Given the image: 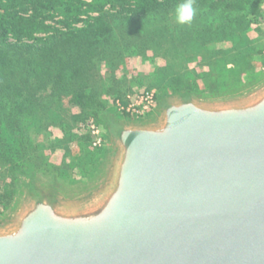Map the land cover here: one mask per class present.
I'll list each match as a JSON object with an SVG mask.
<instances>
[{"label": "water", "instance_id": "water-1", "mask_svg": "<svg viewBox=\"0 0 264 264\" xmlns=\"http://www.w3.org/2000/svg\"><path fill=\"white\" fill-rule=\"evenodd\" d=\"M112 136L105 187L76 204L31 187L0 264H264V88L182 96Z\"/></svg>", "mask_w": 264, "mask_h": 264}, {"label": "rangeland", "instance_id": "rangeland-1", "mask_svg": "<svg viewBox=\"0 0 264 264\" xmlns=\"http://www.w3.org/2000/svg\"><path fill=\"white\" fill-rule=\"evenodd\" d=\"M200 12L196 10L191 23L199 20ZM214 19L225 20V13H217ZM109 24L108 41L95 60L87 106L65 99L21 109L7 96H0V229L21 212L31 187L55 192L67 204L100 192L113 164L116 125L154 122L164 102L182 96L224 104L264 88V5L249 29L206 43L200 36L189 40L188 24L176 22L175 10L135 23L111 18ZM164 30L176 41L157 40ZM186 30L182 36L186 42L178 47V33ZM175 77L180 78L179 84L173 83ZM184 85L192 89L187 91ZM145 91L155 94L157 106L143 120L129 118L116 108V100ZM90 122L105 134L99 148L92 146Z\"/></svg>", "mask_w": 264, "mask_h": 264}, {"label": "trees", "instance_id": "trees-1", "mask_svg": "<svg viewBox=\"0 0 264 264\" xmlns=\"http://www.w3.org/2000/svg\"><path fill=\"white\" fill-rule=\"evenodd\" d=\"M181 2L0 0V96H7L21 109L46 100L62 103L65 99L79 107L87 106L96 75L95 60L111 32L109 20L135 23L175 10ZM263 5L264 0H194L201 17L186 25L189 40L200 36L206 43L225 33L243 32L260 16ZM219 12L225 13V20L217 22L214 16ZM167 33L161 32L157 40L175 42L172 33ZM186 33H178V47L184 46L182 36ZM172 80L179 84L180 78ZM184 88L192 89L188 85Z\"/></svg>", "mask_w": 264, "mask_h": 264}, {"label": "built area", "instance_id": "built-area-1", "mask_svg": "<svg viewBox=\"0 0 264 264\" xmlns=\"http://www.w3.org/2000/svg\"><path fill=\"white\" fill-rule=\"evenodd\" d=\"M115 106L125 116L143 120L156 109L157 100L153 92L145 91L126 100H116ZM88 133L92 139L93 147L99 148L103 145L105 134L98 125L90 122Z\"/></svg>", "mask_w": 264, "mask_h": 264}, {"label": "clouds", "instance_id": "clouds-1", "mask_svg": "<svg viewBox=\"0 0 264 264\" xmlns=\"http://www.w3.org/2000/svg\"><path fill=\"white\" fill-rule=\"evenodd\" d=\"M196 14L194 0H182L175 8V19L178 24H190Z\"/></svg>", "mask_w": 264, "mask_h": 264}]
</instances>
